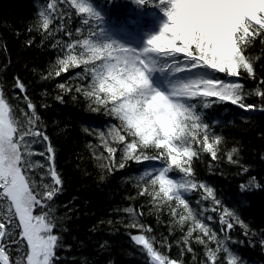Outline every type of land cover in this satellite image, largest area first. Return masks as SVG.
I'll return each instance as SVG.
<instances>
[{
	"label": "snow or ice",
	"instance_id": "snow-or-ice-1",
	"mask_svg": "<svg viewBox=\"0 0 264 264\" xmlns=\"http://www.w3.org/2000/svg\"><path fill=\"white\" fill-rule=\"evenodd\" d=\"M132 3L140 9L147 5L157 14L150 17L157 25L155 32L142 30L145 38L139 45H131L114 39L103 27L96 31L94 25L89 36L62 46L63 54L57 57L54 74L60 76L70 68L83 66L89 82L75 91L91 102L93 112L103 110L119 121L107 132L98 133L100 146L107 153V156L93 153L97 160L107 161V165L101 166L112 170L116 165V153L121 148L114 144L122 146L120 169L129 161H160L159 168L145 170L140 176L144 183L138 195L149 196L157 211L167 206L181 228L189 224L185 244L199 232L195 239L205 245L209 264H217L220 251L227 256L226 264H237L238 258L198 218L185 197L200 190L202 199L214 202L212 211L221 204L214 188L196 179L193 162L200 158L201 152L213 161L218 160L222 138L210 131L193 101H204L203 107L207 108V101L212 98L247 111H264V104L257 109L255 104L245 103L251 94L264 101V78L249 93L240 82L242 74L256 79L253 58L247 55V50L258 38L264 43V0H132ZM63 5H70L75 14L85 17V24L104 20L93 0H45L37 10V30L52 36L54 21L67 18ZM140 25L141 20L135 19L120 27L135 32ZM57 29L62 30L63 24L57 25ZM57 46L59 41L53 44ZM52 74L49 72L42 78ZM13 86L23 94L26 110L20 108L18 115L0 88V264H56L57 249L63 244L52 204L63 190V178L55 166V149L50 138L41 130L36 105L19 77L14 78ZM58 87L67 90L64 83ZM37 142L46 144L45 151L37 153L33 147ZM150 149L154 150L152 154ZM237 152L233 147L226 153L229 163L239 164ZM36 154L44 156L47 164L34 161L32 157ZM38 169L43 171L37 173ZM173 171L180 175H170ZM247 172L248 168L242 166L239 175ZM253 187H261L254 176L240 184L242 192ZM122 211L133 217L127 226L136 232L130 234V239L146 256V264H180L157 247L155 237L150 235L151 227L139 222L142 212L137 214L133 207ZM205 211L208 209H202L201 214ZM220 221L228 231L233 228L232 221L239 222L247 235V225L235 210L225 206ZM210 242L216 243V249L208 247ZM20 244L24 245L23 253L13 260L9 248L18 249ZM261 245L264 246V239ZM188 251H192L190 246Z\"/></svg>",
	"mask_w": 264,
	"mask_h": 264
},
{
	"label": "trees",
	"instance_id": "trees-1",
	"mask_svg": "<svg viewBox=\"0 0 264 264\" xmlns=\"http://www.w3.org/2000/svg\"><path fill=\"white\" fill-rule=\"evenodd\" d=\"M121 1L93 0L104 20H90L88 24L83 23L85 17L75 14L70 5H63L67 18L55 20L51 25L53 35L47 36L36 28L37 10L45 0H0V88L19 115L20 108L26 110V103L23 94L13 86L14 78L19 77L24 83L27 95L41 117V130L47 133L55 149V166L63 178V190L52 204L63 244L57 249L56 264H146V256L130 239L136 229L127 226L133 217L122 211L125 207H133L137 214L143 213L139 222L151 227L150 235L155 237L162 252L180 264H209L205 245L195 239L199 232L185 244L189 224L181 228L174 222L167 206L157 211L149 196L138 195L144 183L140 176L145 170L159 168L160 161H129L120 169L118 162L122 146L119 144L113 145L121 151L116 153L117 163L112 170L101 166V163L107 165L106 160L102 162L95 158L94 152L97 156L101 153L107 156L100 146L98 133L101 130L107 132L119 121L103 110L93 112L91 102L75 91L89 82L85 79L89 74L84 72L83 66L70 68L60 76L54 74L57 57L63 54L65 43L89 36L94 25L96 31L101 27L108 30L106 23L120 29L121 24L129 22L126 17L142 15L149 8L146 5L140 9L128 0L126 7L130 10L114 14V7ZM61 23L63 29L58 30L57 25ZM29 41H32L31 45ZM57 41L60 46L53 47ZM247 55L253 58L256 79L242 74L240 82L245 86L244 91L249 93L264 78V43L258 38L247 50ZM179 58L183 60L182 54ZM49 72L53 73L49 78H42ZM61 83L67 85V90L58 87ZM193 102L197 103L202 120L210 125V131L222 138L218 160L213 161L208 154L201 152L200 158L193 162L196 179L213 187L221 204L212 211L214 202L202 199L200 190L187 193L185 197L198 218L238 258L237 264H264V246L261 245L264 239V111H247L212 98L207 101V108L203 107L204 101ZM245 103L255 104L259 109L264 101L251 94L247 95ZM33 147L38 153L45 151L46 144L37 142ZM233 147L238 149L235 158L239 164L229 163L226 158V153ZM153 152L149 150L150 154ZM32 159L47 164L46 158L39 154ZM242 166H246L248 172L239 175ZM40 171L43 169H38L37 173ZM170 175L180 174L173 171ZM252 176L261 187L242 192L240 184ZM34 178L39 179L38 174H34ZM172 204L175 206L174 201ZM225 206L235 210L247 225V235L237 221H232L231 231L221 224L220 215ZM204 208L208 211L201 214ZM209 216L211 220L207 219ZM189 246L192 251H188ZM208 247L216 249L217 245L210 242ZM23 250V244L18 249L9 248L11 258L19 259ZM226 261V254L220 251L217 264H226Z\"/></svg>",
	"mask_w": 264,
	"mask_h": 264
},
{
	"label": "rangeland",
	"instance_id": "rangeland-1",
	"mask_svg": "<svg viewBox=\"0 0 264 264\" xmlns=\"http://www.w3.org/2000/svg\"><path fill=\"white\" fill-rule=\"evenodd\" d=\"M157 30V25L154 27L153 30L149 31V32H155ZM116 32V31H115ZM122 36H127L126 37V41H121L125 44H131V45H139L142 40L145 38L144 35H143V32H141V34H139V32L137 34H121ZM136 37H135V36ZM129 39V40H128Z\"/></svg>",
	"mask_w": 264,
	"mask_h": 264
}]
</instances>
